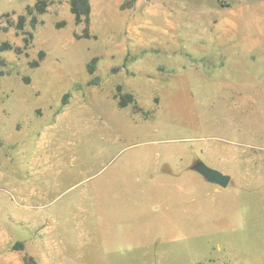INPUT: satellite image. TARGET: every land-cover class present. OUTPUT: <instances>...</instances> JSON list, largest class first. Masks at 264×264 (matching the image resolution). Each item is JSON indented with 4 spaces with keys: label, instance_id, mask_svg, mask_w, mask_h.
I'll list each match as a JSON object with an SVG mask.
<instances>
[{
    "label": "rangeland",
    "instance_id": "rangeland-1",
    "mask_svg": "<svg viewBox=\"0 0 264 264\" xmlns=\"http://www.w3.org/2000/svg\"><path fill=\"white\" fill-rule=\"evenodd\" d=\"M37 1L0 0V264H264V0H89L88 36L48 0L17 30Z\"/></svg>",
    "mask_w": 264,
    "mask_h": 264
},
{
    "label": "trees",
    "instance_id": "trees-1",
    "mask_svg": "<svg viewBox=\"0 0 264 264\" xmlns=\"http://www.w3.org/2000/svg\"><path fill=\"white\" fill-rule=\"evenodd\" d=\"M69 11L73 17V21L75 25H83L84 29V36L87 35V28L90 21V13H91V5L89 0H67ZM50 5V1L48 0H38L35 2L33 6H27L25 8V15H20L18 17L17 24L15 28L17 30H22L23 23L26 20L27 16L31 17L30 20V26L32 28H35L36 26V17L35 15L43 14L46 10V8ZM8 30L7 27H1L0 26V32H6ZM5 48L10 49L8 45H1L0 50L3 51ZM40 56H42V53H40ZM94 64L95 60H92L90 64L88 65V73L92 74L94 72ZM33 66H36V63L33 64ZM117 94L115 95V98L117 100V105L119 108H125L130 104L135 105V100L131 94L123 93L122 87L118 86L116 87ZM12 251L15 252H22L24 250V244L21 242H16L11 247ZM22 264H38V262L29 255L24 254L22 257Z\"/></svg>",
    "mask_w": 264,
    "mask_h": 264
},
{
    "label": "water",
    "instance_id": "water-1",
    "mask_svg": "<svg viewBox=\"0 0 264 264\" xmlns=\"http://www.w3.org/2000/svg\"><path fill=\"white\" fill-rule=\"evenodd\" d=\"M192 170L202 176L208 183L222 189L227 188L231 180L230 176L210 168L202 162H196L192 166Z\"/></svg>",
    "mask_w": 264,
    "mask_h": 264
},
{
    "label": "crops",
    "instance_id": "crops-1",
    "mask_svg": "<svg viewBox=\"0 0 264 264\" xmlns=\"http://www.w3.org/2000/svg\"><path fill=\"white\" fill-rule=\"evenodd\" d=\"M37 261V260H36ZM38 262V261H37ZM38 264H40V262L38 263Z\"/></svg>",
    "mask_w": 264,
    "mask_h": 264
}]
</instances>
